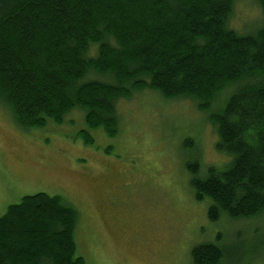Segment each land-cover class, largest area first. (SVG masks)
Instances as JSON below:
<instances>
[{
	"label": "trees",
	"instance_id": "obj_1",
	"mask_svg": "<svg viewBox=\"0 0 264 264\" xmlns=\"http://www.w3.org/2000/svg\"><path fill=\"white\" fill-rule=\"evenodd\" d=\"M237 1L0 0V99L23 127L62 122L81 107L92 144L91 129L118 134L116 102L135 91L191 98L229 157L203 177L188 165L195 196L211 200L213 221L264 218V22L235 28ZM91 70L109 80H84ZM79 219L59 195L11 203L0 216V264H84ZM192 250L194 264L223 261L218 244Z\"/></svg>",
	"mask_w": 264,
	"mask_h": 264
},
{
	"label": "rangeland",
	"instance_id": "obj_2",
	"mask_svg": "<svg viewBox=\"0 0 264 264\" xmlns=\"http://www.w3.org/2000/svg\"><path fill=\"white\" fill-rule=\"evenodd\" d=\"M235 8L237 29L264 22L257 0ZM107 76L91 70L84 80ZM116 111L118 134L91 129L87 144L83 108L62 122L23 127L0 99V216L28 194L62 196L80 212L76 255L84 264H194L192 249L206 243L224 250L221 264H264L262 216L213 221L211 200L195 196L188 165L198 163L203 177L229 160L205 111L149 88L118 99ZM106 178L112 183L103 191Z\"/></svg>",
	"mask_w": 264,
	"mask_h": 264
},
{
	"label": "flooded vegetation",
	"instance_id": "obj_3",
	"mask_svg": "<svg viewBox=\"0 0 264 264\" xmlns=\"http://www.w3.org/2000/svg\"><path fill=\"white\" fill-rule=\"evenodd\" d=\"M111 179H109V178H106V179H104V181H103V183L101 184V186L103 187V191H105L106 189H107V187L109 186V185H111ZM109 194H113V191H110L109 192ZM3 202H4V200H3ZM10 205V204H9ZM8 205V206H9Z\"/></svg>",
	"mask_w": 264,
	"mask_h": 264
}]
</instances>
